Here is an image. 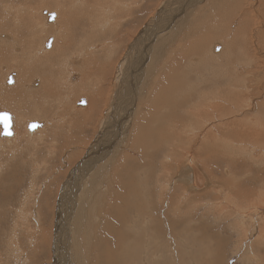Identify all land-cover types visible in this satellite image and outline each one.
I'll use <instances>...</instances> for the list:
<instances>
[{
    "label": "rangeland",
    "instance_id": "1",
    "mask_svg": "<svg viewBox=\"0 0 264 264\" xmlns=\"http://www.w3.org/2000/svg\"><path fill=\"white\" fill-rule=\"evenodd\" d=\"M11 1L12 0H0V13L3 15V17H1L2 15H0V18H4V14V19H6L7 17L16 18L17 15L21 14H23L24 17L30 15L29 18H31V20L24 21V24L22 25H17L21 27L22 30L15 35L20 37H27V30H29L31 27H34V29L37 31L38 28V31L33 37L35 39L32 40V48L29 45L28 53L29 56H35V60L39 58L43 59L44 57L42 58L41 55L44 56L45 54L43 53V49L40 48V46L42 47L41 44L44 36L46 34L51 35L50 33H53L54 30L50 29V33H45L44 30L40 28L41 26L39 27V24L36 23V21H38L39 18L41 19L45 16H43V13L40 14V10L44 7L46 8V6L50 5L49 8H51L52 10H56L58 13H60V10L55 5L51 6L52 1L50 0H26V3H22L17 0H14V3H11ZM66 1L62 2L63 4L67 5L68 11L72 12L73 9L68 5V2ZM163 1L165 0H111L109 2L103 3L101 0L99 4L91 6L92 9L90 10V16H92V10L94 14L97 13L96 17L108 16L106 18L107 21L105 19L103 22L109 24V21H111L110 24L112 26H110L109 24L108 27L104 26L103 29L98 30L99 35H96H98L99 37L93 35L91 31V28L93 29L94 26V24L92 23L94 22V20H90V22L86 20L87 22H84L86 25H88L87 28L90 27L87 31V33L90 34L89 38L87 37V33L85 34V36L83 35V32L85 31H81L82 29L79 28L77 24H71V28L68 31V36L70 37L67 39V43H70V41L73 42L74 47L71 45L72 50L69 51V54H72L71 56H73L74 59L77 60V62L72 64V70L75 69V72H77L80 76L76 80L71 78L70 82L74 83L76 87H79V85H77L78 82L83 84V86L82 84H80L79 88H81V86L85 87L84 84L89 81V79L85 78H89L92 70L99 68V66L95 64L100 63L101 66L105 63V73H107V78L109 79H107L105 82L107 89H103V98H100V96H98L97 98L95 96L90 99L91 97L89 98L88 95L82 92L83 89L78 92V89L73 84L70 89L68 88L65 91L62 90L63 92L61 91V89L57 88L60 92V98H64L61 102L53 103L50 101L52 105H50V103L48 104L47 98L39 95L37 99L46 103V106H44L45 109H43L42 112L33 106H31V108L29 109L22 110L23 107L26 108L27 104L22 106L21 97L33 99L34 94L32 93V89H39L44 85V87L50 89L54 84V76L50 77V75H48V71L47 75H41V77L39 76L40 73L38 74V71L37 74L34 73L33 76L29 75L33 72H27L17 80V84L14 87V83L8 84L6 83V81H2H4L5 72H16L19 70H23L20 62L17 61L15 62V64L10 61L11 63L5 62L0 64V111H6L11 114V130L13 131L10 137L0 135V181L3 179V181L0 182V189L1 191L5 189V192L0 191V264H77L78 262V264H105L106 259L103 256L102 252H104L106 248H110L113 250L115 249L114 247H111L112 243L108 241H114V238L116 239L117 235L119 234V230L131 226L132 223L135 228L139 226L135 223L136 215L134 214L136 212H134V207L136 205H134V202L135 204H137V202H140L142 206H144V209L148 211L146 216L144 215V219L142 217H138V221L140 218H142V221H144L145 225L149 228V231L144 229L143 232H149V235L153 234L150 236L146 234L149 237L148 242L143 240L144 242L141 243L142 246L146 245L149 249L146 248L147 258L145 257L146 254L143 253L144 251L140 249V253L136 255V260L139 264H147L148 262L149 264H264V240H253V233L255 232V230H252L251 226L255 219L257 221V223L255 221L256 225H262V218H264V171H262V169L264 170V155L261 154L262 152H264V142L262 145L249 143V141H245V139H239L238 142L235 141L236 143L234 141H218L214 138L216 133L210 129L216 124L219 127V124L222 121H226L225 118H227L228 115H226L225 117L223 116L224 114H228L229 112L231 113V116L238 113V116L236 115L235 118H238L239 116L241 118L246 117L244 120H247L248 122H252V119H254L255 128L258 126L257 128L259 129L264 115H262L260 111H258V109H262L264 107V103H261L262 101H259L257 98L264 97V79L260 82V73L264 69V62L261 63L260 60V62L258 60H256V62L254 59L255 57L257 58V55L259 56L258 58H261L262 55H260V53L257 54V52L255 51V53H250L254 56H252L251 58L250 56H248L250 48L247 44L243 46L241 43H237V45L233 47L234 51H232V49L230 50L229 43L231 44V39L229 40V31L224 33H216L215 28L213 27L211 29V34L206 30L207 34L210 35V37H204L205 41L203 43H206V45L204 46L203 52L199 53V51L196 50L198 54L192 52L183 53L184 50L182 51V47L186 44L185 39L200 40L202 37L200 35H206L205 33L202 34L200 32L203 29H200V27H198L196 24H198V20L201 21V15H199L198 11H201L200 14L208 12L207 8L209 7V5L211 7V4H209L210 0H196V2L193 3V6L186 5L187 8L185 9L183 25L182 22L178 18H176L172 21L170 27L161 31L162 33L155 32L158 37H164V34L166 35L165 39L161 38V40L164 41L163 44L155 47L152 51V54H143L144 59H142L141 62L136 63L137 67L136 65H126V67L122 68V65H125L123 59L125 58V55L127 54L130 46L134 41L137 40V38L141 37L140 33L143 30L142 27L145 25L144 23H146L149 17L160 8ZM10 3L12 4V6ZM24 4L27 6L26 8L24 7ZM103 4L105 5L103 6ZM177 4L179 5V3ZM14 5L16 8L13 7ZM178 5H176V7ZM23 7L24 9H22ZM202 8L204 9V11ZM27 11L28 13H26ZM46 14H48V12H46ZM155 15L156 14L150 17V22L148 21V23L152 24L155 21ZM69 18L70 21L74 20L73 16ZM204 19H208V17H203L202 20ZM214 21L215 20H213V22ZM206 22L202 21L201 26L204 27V24ZM21 23H23V21ZM48 23L50 24V22ZM67 23L68 21L65 18L61 22V24L64 25ZM89 23L93 24V26ZM6 24L7 26L9 25L8 23ZM61 24L59 19L58 25L61 26ZM14 25L15 24L12 23V26ZM227 26L230 25H222V29L224 28L225 31V28ZM231 26H233L234 28L236 24L233 23L231 24ZM231 26L229 30H231ZM197 27L198 30H196ZM7 29H9V27H7ZM4 30L6 31V29L1 28L0 35L6 33L5 35L7 36V39L9 38V36H13L9 31L4 32ZM102 35L105 38L102 39ZM151 36L159 39L153 34H151ZM98 38H100L99 41ZM2 39L5 40L4 44H6V48H0V52H3L5 54V58L7 59V61H9L10 54L11 56H16L19 49L13 52L12 45H10L9 43L15 39L14 36L11 39L9 38V42L6 41L5 37H0V41ZM86 40H88L89 44H92V41H94L96 43L95 45L97 46L101 44L106 45L108 43H111L114 46V51H112V54L110 55L111 64L107 59L105 61H102L104 60V54L100 51L101 48L99 49L98 47H95L96 50L94 51L95 48L91 46L90 48L92 49V51L88 49L87 53L84 52L85 54L79 52L81 44ZM95 40H97V42ZM38 42H40L41 44ZM218 43L222 45V48L219 52H216L214 54L212 45L214 44L219 46ZM36 44L38 45V47L36 46ZM52 46L53 45H50L48 48H45L49 50ZM231 46L233 45L231 44ZM18 47L21 49V51L24 50L21 45H19ZM106 48H104V50ZM157 49H160L161 51L158 56L156 53ZM40 50L42 51V54L39 55V53H41ZM260 51H264V49H261ZM91 52H94V58L91 59V63L95 64L88 63L90 62L89 58H92L90 55ZM19 54L18 56L21 55ZM64 57L69 58V55H60L58 57V61L60 59H63ZM189 59L191 61H189ZM90 65H94V68L90 69ZM148 65L153 66V71L146 70V67ZM8 66H11V68H9ZM131 66L136 67V69L138 68V66L141 68L144 67L141 73H143L144 78L146 77V80L143 81V79L141 80V78L137 77L139 82L135 85L136 88L133 86L134 89L132 93L135 94L133 97L135 101H133L134 103L131 104V116H127L126 120L129 121L126 122L125 120L122 123L123 125L124 123L127 125H125V129H123V140H121L119 144L120 146L117 145V150L109 153V155H107V158L106 156L104 158L103 152H105L107 146L105 139L107 135H101L100 132L107 108L109 106V102H111V99L107 97H109V91L111 90L110 92L112 94L115 88L114 83L116 79L114 80V75H116L117 80L120 76L121 78L123 77L122 79H124L125 71L122 70H124L125 68V70H127L128 68H132ZM53 68L49 67L47 69ZM171 68L176 71L182 69L186 70L189 77L186 79V82L191 81L195 84L198 83V87H196L193 92H189L185 95L186 97H191L190 99H184V105L181 104V107L179 109H174V113L170 114L169 112L162 117L163 119L159 120H164V122H166L170 119H176L172 120L173 123L175 122L176 124H178L180 120H188V115L183 112H185V110L187 109L195 111V109L193 110L194 106H196V109H198V106L199 108H202L203 105L207 104V102L210 101L209 97H211L215 93V91L218 90L220 92H216L217 95L215 96L221 100L219 101L220 104L224 105L223 110H215L213 112L212 115H214V120L210 125H208V123L206 125L207 120L205 117L198 118L197 120L192 119L193 121H195V125L192 123V126H190L189 129L193 128V132H198L199 137H194L192 133L193 141L191 144L198 150L197 153L195 149H191V151L195 152V160L202 171L201 175H206L205 181H210V185H206L205 183L200 182V179H198V189L191 188L190 193L189 190H187L184 186L186 184L180 182L179 180L176 181L173 177L175 173L174 171L176 170L174 167L175 160L173 161L170 155H166V147L162 141H159V143L155 145V150L152 148H148L143 152L137 149L139 148L137 144L129 143V140H131V135L136 132V124L140 122L137 125L139 127V125L141 124V120L148 117V115L145 114L143 107L150 105L151 97L156 94L155 89H153V85L159 84L157 82L160 79L163 80L168 74L164 69L169 70ZM60 69L62 70V73L66 72V70H64L65 67H61ZM161 69L162 73H160ZM213 72L216 73L214 74ZM62 73L61 77L63 76ZM130 73L133 75L134 72ZM257 74L259 76H257ZM29 76H31V78L40 77L42 81L41 84H38L37 80V84L35 85L34 80L36 79H34L30 83L31 78ZM82 78L85 79L84 82L82 81ZM110 81L112 84L110 87L111 89L108 86ZM4 83L6 85H4ZM11 86H13L15 90L12 95H9L6 92ZM212 87L213 90L211 92ZM53 89L57 91L56 88ZM202 89L203 93L200 94L198 99L200 98L199 100H202L203 103L200 101L193 102L195 101L194 99H196V97L199 95L198 92H200V90ZM245 89H247L248 93H251L252 95H248V98L245 100V104L243 103V108L241 107V109L238 110L237 106L239 104L234 103L231 98L226 95L227 93H229V95H235L237 98V96H242L241 94H243V91H245ZM227 90H230V92H228ZM231 92L233 93L231 94ZM125 93H127V91H125ZM81 96H86L89 98L90 105H88L89 107H86L87 110L84 109L85 111H81V109H78L79 105L77 101L79 99L76 101L74 106V100ZM254 96H256V98ZM9 97H11V100L15 101L16 103L14 102L15 104H13L11 101H9ZM1 100L8 101L12 104V106L1 103ZM255 100H257V102ZM239 101L241 100L239 99ZM249 102H251L252 106L248 105ZM185 104H188L187 107ZM231 108L233 109L231 110ZM156 109L157 110H154L159 111V106H157ZM235 109L237 113H235ZM27 112H31V114L33 115L27 116ZM88 112L89 114H87ZM221 113L223 114V116H221ZM78 115L80 117L82 116L81 118H84L85 122L78 121L77 123L76 120L80 118ZM228 120L230 119L228 118ZM31 121H37L39 123V127L41 128L37 127L39 129L35 128L31 131L28 130L27 124ZM168 121L166 124L172 122L171 120L169 122ZM154 122H156L155 119ZM262 126L264 129V124ZM262 126H260V128H262ZM200 127L201 129H203V134H206L203 137L201 131H199L201 130ZM221 127V129H223V126ZM118 131L120 130L116 129L112 136H114L116 132L118 133ZM167 131L168 130H166V133ZM184 131L187 132V129H185ZM184 131L183 133L186 136V133ZM211 131L213 132L212 134ZM218 131H220V127L218 128L217 132ZM55 132L59 135L56 140L54 138L56 134ZM219 133L221 134L220 136H224V133H221V131ZM29 134H31V137L29 136ZM73 135H75L76 138L81 137L80 140L74 138L75 141L71 143L70 137H72ZM192 135L189 134L190 138L192 137ZM64 136H69V142L67 144L64 143ZM228 136L232 135L228 134ZM66 141L68 140L66 139ZM244 142H247L245 146ZM58 143L59 145H57ZM97 143L99 145L104 143L105 145L103 144V146H100L97 149ZM182 143L183 146L181 147L183 151H188L186 146L187 144L185 145V142ZM215 143L216 145H219V147L214 146ZM61 145L64 147L62 150L60 149ZM96 149L97 152L93 155L92 151H96ZM101 152L102 154L98 156V153ZM175 153L179 155L176 157L178 162L179 158H182L183 153L181 150L176 151ZM94 156H97L98 158L96 159L94 158ZM91 158L95 159L93 166L89 164ZM165 161H169L171 164L166 165ZM161 164H164L165 169L160 166ZM89 167L93 170L89 169ZM96 167L98 169H96ZM160 173H163V176ZM165 175L169 178H166ZM83 176H86V179L83 182V184L85 182L86 184L78 187V185L81 183V179L84 178ZM177 179L179 178L177 177ZM130 180L132 182H130ZM222 182H229L230 184L229 186L224 185V187V183ZM160 184L163 186H161ZM238 186H240V188L242 189L241 196H238V193H236ZM247 186H250V192H247L245 190V188H248ZM31 187H33V189ZM126 191L127 193H125ZM226 192H228V195L230 194L229 196L231 198L235 197L237 199L238 197L239 199H237L236 202L233 201V203L231 202V200H233L231 198L225 200L224 198H227L224 195ZM126 194L127 196H124ZM243 194L245 195L243 196ZM260 197H262L260 202L263 203V206L258 203ZM247 199L248 202H246ZM33 203H35V206L33 205ZM59 203L61 204L60 207L63 206V209L61 211H59ZM253 203L256 204L254 205ZM76 204L79 206H77ZM115 204L117 205V207L115 206ZM129 205L130 208H127V206ZM56 209H58V213L56 212ZM118 209H121L122 212ZM128 209L131 210L128 211ZM20 210H22L21 213ZM123 211L125 213V217H129L126 221L121 220L124 215ZM242 211L243 214H240L242 213ZM13 212L14 214L16 213V215H14ZM17 212H19L20 214L23 213L22 216L20 215V217L22 218L20 219L19 217V220H17ZM37 212L38 216L36 217ZM1 213L3 214L1 215ZM4 213L6 214L5 216ZM68 213L76 214H73L74 216H65ZM84 213H86L87 215ZM256 214L261 216H259L258 218ZM149 215H151V217ZM75 217L76 219L74 220L73 218ZM251 217L254 220L251 219ZM152 218L154 219L152 220ZM15 219L16 222L18 221L17 223L15 222ZM172 219L175 220L173 221ZM249 219L251 221L253 220L252 223L251 221H249ZM17 224H19L21 228H18L19 225ZM172 224L174 225V227ZM37 227L38 229H41L39 230L41 231V233L37 234L36 231H34ZM126 229L128 230H126L127 234L128 232L131 233L130 228ZM174 229L176 230V232H173ZM16 230H18L19 232ZM24 232L26 233L24 234ZM139 233H141V230L139 231ZM39 234H41V237L43 236L41 238V241L39 240ZM35 235L36 237L39 236L38 239L36 237L34 238ZM129 235L132 236V234H128V236ZM151 236H153L154 238ZM70 237L72 239V242L70 241ZM33 241H35V243ZM102 242L110 244L106 245V248H100V244ZM251 242L255 243L250 247L249 244H251ZM73 243H75L74 246ZM37 244H39L40 246H37ZM69 244L73 246H70L72 247L71 249H68ZM34 246H37V248L35 249ZM75 247L76 249L73 251V248ZM76 251L78 252V254H76ZM73 252H75V254ZM15 254L17 255V257ZM72 255H75V257H73ZM1 258L6 259V263L3 260L1 261ZM121 261L122 260H118L116 264H120L119 262ZM124 262L126 264L133 263L126 261ZM133 264H135V262Z\"/></svg>",
    "mask_w": 264,
    "mask_h": 264
},
{
    "label": "bare ground",
    "instance_id": "2",
    "mask_svg": "<svg viewBox=\"0 0 264 264\" xmlns=\"http://www.w3.org/2000/svg\"><path fill=\"white\" fill-rule=\"evenodd\" d=\"M17 1H20V2H22V3H26L25 1L26 0H17ZM39 1V0H38ZM50 1H52V4H51V6H56L59 10H60V13H58L56 10H52L51 8H49V6H46V8L44 7V8H42L41 10H40V14L42 13V10L43 11H47L48 12V14L46 15L47 17H45L44 15V17H42L43 18V20H42V18L40 19L39 18V20L38 21H36V23H38L39 24V27L42 29V30H44V32L45 33H50V29H52V30H54V32L53 33H50L51 35H49V34H46L45 36H44V39H43V41H42V44L40 43V42H38V43H40L41 45H42V47L40 46V48H42L41 50L43 51V53L45 54L44 56H42L41 55V57L43 58V59H36L35 60V56L34 57H32V56H29V53H28V49H29V45H30V47H31V44H32V40L33 39H35V38H33L34 36H35V33L38 31V28H37V31L34 29V27H31L29 30H27V32H28V34H27V37L25 38V40H24V43H23V41H22V39H19V36H16L15 34H17V33H19V29H20V27L19 26H17V25H19V24H21L22 25V21H23V19L21 18V17H24L23 16V14H21V15H17V17H16V20H15V22H5V20H4V18H5V14H4V18H0V27L3 29H6V31H9L10 32V34H12L13 36H14V40L13 41H11V42H9L10 41V39L13 37V36H9V38L7 39V36L5 35L6 33H4L3 35H0V37H5L6 38V41H8L9 43H10V45H12V50H13V52L14 51H17V49H19L18 50V52L21 54H19L20 56H18V54H16V56H11V54H10V60L9 61H7V59L5 58V54L3 53V52H0V64H2V63H5V62H7V63H9L10 61H12L13 63H15V62H17V61H19L20 62V65L22 66V69L23 70H19V71H16V72H10V74H9V76H8V78H7V80H6V83H8V84H12V83H14L13 84V86L15 87L16 86V84H17V80L19 79V78H21L25 73H27V72H33L32 74H29V75H31V76H33V74L34 73H36L37 74V71H38V74H39V76L41 77V75L42 76H45V75H47V71L49 72V74L48 75H50V77H53V80H54V84L52 85V87L49 89V88H47V87H41V88H36V89H32V93L34 94V96H33V99H28V98H23V97H21L22 98V101H21V104H22V106H24L25 104H27V106H26V108L25 107H23L22 108V110H26V109H29V108H31V106H33V107H36L39 111H43V109H45V107L44 106H46V103L45 102H42V101H40V100H38L37 99V97L39 96V95H42L43 97H45V98H47L48 99V104L50 103V101L51 102H61L62 101V99L64 98V97H62V99L60 98V92H59V90L58 89H61V91L62 90H67L68 88L70 89L71 87H72V85L74 84V83H71L70 82V80H71V78L72 79H74V80H76V79H78V77L80 76L77 72H75V69L74 70H72V64L73 63H76L77 62V60L76 59H74V57L73 56H71L70 54H69V51H71L72 50V47H71V45L73 46V42H71L70 41V43H67V39L70 37V36H68V31H69V29L71 28V24H77V26L79 27V28H81L82 30L81 31H85V32H83V35L85 36V34L87 33V31L89 30V28L90 27H88L87 28V26L88 25H86L84 22L87 20L88 22H90V20L92 21V20H94V22H92L93 24H94V26H93V24H91V23H89V24H91L92 26H93V29L91 28V31H92V34L93 35H95V36H98L99 34H98V30H101V29H103V27L105 26V27H108L109 26V24L111 23V21H109V24H107V23H104L103 21L108 17V16H99V17H96V14L97 13H95L94 14V12H93V10H92V16H90V10L92 9L91 8V6H95V5H97V4H99L100 2H101V0H50ZM62 1H66V2H68V5L69 6H71V8L73 9V11L72 12H69L68 11V7H67V5H65V4H63V2ZM109 1H111V0H102V2L104 3V2H109ZM34 2H37V1H34ZM196 2V0H177V3H179V5L176 3V0H167V2H166V0L165 1H163L162 2V5L160 6V8L158 9V10H156L155 12H154V14H156L155 15V21L152 23V24H150V23H148V21H149V19H150V17L151 16H153V15H151L150 17H149V19L146 21V23H144L145 25L142 27L143 28V30H142V32L140 33V36L141 37H139V38H137V40L136 41H134L133 42V44L130 46V48H129V50H128V52H127V54L125 55V58L123 59L124 60V63H125V65H122V68H124V67H126V65H136V67H137V62H141L142 61V59H144V55L143 54H145V53H149V54H152V51L154 50V48L155 47H157L158 45H160V44H163V42L164 41H162L161 40V38H163V39H165L166 38V35L164 34V37H158L157 35H156V33H159V32H161V31H163L164 29H166V28H168V27H170V25L172 24V21L174 20V19H176V18H178L181 22H182V25L184 24V17H185V9L187 8V6L186 5H189V6H193L194 4L193 3H195ZM11 3H14V0H12L11 1ZM10 3V4H11ZM28 3V2H27ZM7 4V3H6ZM208 4V3H207ZM209 4H211V7H210V5H209V9L207 8V10H208V12H204V14L202 13V14H200L201 13V11H198L199 12V15H201L200 16V19H201V21H199L198 20V24H196L198 27H200V29H203V30H199L202 34L203 33H205L206 35H200V36H202L201 37V39L200 40H198V39H185V41H186V44L182 47V51H183V53H190V52H192V53H196V54H198V52H196V50H198L199 51V53H201V52H203L204 51V46L206 45V43L204 44L203 42L205 41L204 39V37H210V35H208L207 34V31H209L210 32V34L212 33L211 32V29H212V27L213 28H215V32L216 33H220V32H222V33H224V32H228V35H229V40L231 39V44L233 45V46H231V44L229 43V49L231 50L232 49V51H234L233 50V47H235L236 45H237V43H241L243 46L245 45V44H247L248 45V47L250 48V52H248V56H250L251 58H252V56L253 55H251L250 53H252V52H254L255 53V51L257 52V54L258 53H260V55H262V57L261 58H258L259 56L257 55V58L255 57V61L256 60H260L261 61V63L262 62H264V51H260L261 49H264V0H210V3ZM8 5V4H7ZM89 5H90V7H89ZM105 4H103V6H104ZM176 5H178L177 7H176ZM11 6H12V4H11ZM180 6V7H179ZM3 7H5V6H3ZM13 7H15V5L13 6ZM24 7L26 8L27 6L24 4ZM24 7L22 8V9H24ZM16 8V7H15ZM4 9H6V8H4ZM203 9V8H202ZM16 10V9H15ZM206 10V11H207ZM203 11H204V9H203ZM202 11V12H203ZM5 12H7V11H5ZM14 12H16V11H14ZM17 12H18V10H17ZM30 12V11H29ZM26 13H28V11L26 12ZM51 13H54V18H52V16H51V18L49 17L50 16V14ZM0 15H2L1 13H0ZM21 16V17H20ZM71 16H73L74 17V20H72V21H70V18L69 17H71ZM1 17H3V15L1 16ZM30 17V15H27L26 17H25V19H24V21H29V20H31V18H29ZM91 17H92V19H91ZM203 17H208V19H204V20H202V18ZM66 19L67 21H68V23L67 24H61V22L63 21V19ZM49 20L50 21V24L47 22L46 23V20ZM59 19H60V24H61V26L60 25H58V23H59ZM111 20V19H110ZM188 20V19H187ZM213 20H215L214 22H213ZM51 21H53V22H51ZM86 21V22H87ZM106 21H107V19H106ZM202 21H207L204 25V27H202L201 26V24H202ZM2 22H4V23H2ZM150 22V21H149ZM212 22H213V24H212ZM6 23H8L9 25L7 26V24ZM12 23H14L15 25L14 26H12ZM228 24V25H230L231 26V24H233V23H235L236 24V26L233 28V26H231V30H229L230 29V26H227L226 28H225V31H224V28L222 29V25H224V24ZM23 24H24V22H23ZM177 24V23H176ZM80 25H81V27H80ZM110 26H112L111 24H110ZM7 27H9V29H7ZM115 27V26H114ZM198 27L196 28V30H198ZM1 28H0V30H1ZM39 28V29H40ZM173 28V27H172ZM106 29V28H105ZM132 29V28H131ZM110 30H112V29H110ZM195 30V29H194ZM195 30V31H196ZM207 30V31H206ZM5 30H4V32H6ZM170 31V30H169ZM8 32V33H9ZM97 32V33H96ZM143 32H144V34H143ZM156 32V33H155ZM168 32V31H167ZM95 33V34H94ZM162 33V32H161ZM39 34V33H38ZM40 34H42V33H40ZM96 34H98V35H96ZM128 34V33H127ZM151 34H153V35H155L156 37H158L159 39H157V38H155V37H152L151 36ZM168 34V33H167ZM89 33H87V37L89 38ZM232 36V37H231ZM63 37V38H62ZM94 37V36H93ZM99 37V36H98ZM222 37H223V35H222ZM72 38V37H71ZM87 38V39H88ZM101 38V37H100ZM100 38H98V41H99V39ZM103 38H105L103 35H102V39ZM36 39H38V38H36ZM73 39V38H72ZM84 39V38H83ZM170 39V38H169ZM168 39V40H169ZM44 40H46V41H44ZM62 40V41H61ZM64 40H65V42H64ZM155 40H158V41H155ZM187 40H189V41H187ZM4 39H2L1 41H0V48L1 49H5L6 48V44H4ZM39 41V40H38ZM96 42H97V40H95ZM148 41V42H147ZM44 42H45V44H44ZM166 42H167V40H166ZM13 43V44H12ZM19 43H20V45L22 46V48L24 49V51L22 52L21 51V49L18 47L19 46ZM82 43V42H81ZM91 43V42H90ZM101 43V42H100ZM96 43L94 42V41H92V44H89L88 43V40H86L85 42H83L82 44H81V47H80V50H79V52H81L82 54L85 52V53H87L88 51V49L90 50V51H92V49L90 48L91 46L93 47V48H95V47H98L99 49L101 48V52L104 54H102L103 56H104V60H102V61H105L106 59L107 60H109V63L111 64V61H110V59H111V54H112V51H114V46L111 44V43H108V44H106V45H104V44H101V45H95ZM121 44V43H120ZM157 44V45H156ZM216 44V43H215ZM219 44V43H218ZM50 45H53L49 50L48 49H44L45 47L46 48H48ZM241 45V46H242ZM36 46L38 47V45L36 44ZM213 47H212V49H214V47H215V45L213 44L212 45ZM218 46V45H217ZM74 47V46H73ZM107 47V48H106ZM32 48V47H31ZM39 48V49H40ZM104 48H106L105 50H104ZM221 48H222V45L221 44H219V46L216 48V52H219L220 50H221ZM243 49H245V48H243ZM40 50V51H41ZM96 50V48L94 49V51ZM236 50V49H235ZM242 50V49H241ZM39 51V52H40ZM42 51H41V53H39V55L40 54H42ZM99 51V50H98ZM173 51V50H172ZM240 51V50H239ZM244 51V50H243ZM155 52V51H154ZM160 49H157V51H156V53H157V56L160 54ZM216 52H214V50H213V53L215 54ZM33 53V52H32ZM71 53V52H70ZM73 53V52H72ZM84 53V54H85ZM97 53V52H96ZM169 53H170V51H169ZM175 53V52H174ZM253 53V54H254ZM25 54V55H24ZM63 54H66V55H69V58H67V57H64L63 59H60L59 61H58V57L60 56V55H63ZM81 54V55H82ZM101 54V53H100ZM24 55V56H23ZM30 55H32V54H30ZM80 55V56H81ZM91 57L92 58H89L90 59V62H88V63H90V64H95V63H91V59H93L94 58V52H91ZM99 55V54H98ZM141 56V59H140V56ZM169 55V54H168ZM256 55V54H255ZM79 56V57H80ZM178 56H179V54H178ZM78 57V58H79ZM109 57V58H108ZM254 57V56H253ZM7 58H8V56H7ZM77 58V59H78ZM117 58V57H116ZM31 59H33V60H31ZM121 59V58H120ZM151 59V58H150ZM155 59V58H154ZM79 60V59H78ZM122 60V61H123ZM239 60V59H238ZM39 61H41V62H39ZM119 61V60H118ZM189 61H191L190 59H189ZM259 61V62H260ZM121 62V61H120ZM170 62V61H169ZM235 62H236V60H235ZM257 62V61H256ZM11 63V62H10ZM57 63V64H56ZM16 64V63H15ZM167 64V63H166ZM172 64V63H171ZM170 64V65H171ZM257 64V63H256ZM25 65V66H24ZM26 65H27V67H26ZM95 65H98L99 66V68H97V69H94V70H90L91 71V73H90V75H89V78H85V76H84V78L85 79H89V81L87 82V83H85L84 84V86L85 87H82L83 86V84L82 83H77V85H79V87H80V84H82V86H81V88H79V87H76L75 86V84H74V86L78 89L77 91L79 92V91H81L82 89H83V93H85L86 95H88L89 96V98L90 99H92V97H97L98 98V96H100V98H103V89H105L106 88V84H105V82H106V80L107 79H109V78H107V73H105L106 72V66H105V63H104V65L102 64L101 66H100V63L98 64V63H96ZM120 65V64H119ZM173 65V64H172ZM263 65V64H262ZM53 66H54V68H53ZM88 66V65H87ZM128 66V67H129ZM247 66V65H246ZM49 67H51V68H53V69H47V68H49ZM61 67H65V69L64 70H66V74L65 73H62V70L60 69ZM90 67V69H93L94 68V65H90L89 66ZM132 67V66H131ZM136 67H132V68H128L127 70H122V71H125V77H124V79H122L121 78V76L119 77V79L117 80V77H116V75H114V80H115V83H114V90H113V92H112V94H111V90L109 91V97H107V98H110L111 100V102H109V106H108V108H107V111H106V114H105V117H104V120H103V124H102V129H101V132H100V134L102 135V134H104L106 137H105V139H106V143H107V146H106V150H105V152H103V154H104V158H105V156H106V158H107V155H109V153H111V152H114L115 150H117L116 149V147H117V145L118 146H120L119 144H120V142H121V140H123V137H122V134H123V129H125V123H124V125L122 124L126 119H127V116H131L130 115V113L132 112V110H131V104L132 103H134L133 101H135L134 99H133V97H134V93H132L133 92V89H134V87H135V85L139 82V80H138V78H141V80L143 79V81L144 80H146V77L144 78L143 77V73H141L142 72V70L144 69V67L143 68H141V67H139L138 66V68L136 69ZM168 67V66H167ZM87 68V67H86ZM85 68V69H86ZM170 68V67H169ZM216 68V67H215ZM88 69V68H87ZM61 70V71H60ZM146 70H149V71H153V66L152 65H148L147 67H146ZM165 71H167V75L165 76V78L163 79V80H159L157 83H159V84H154L153 85V89H155V95H153L152 97H151V104L150 105H148V106H144L143 107V109H144V112H145V114L146 115H148V117H146L145 119H143V120H141V124L139 125V127L137 126L140 122H138L137 124H136V132H134L132 135H131V140H129V143H135V144H137V146H139V148H137V149H139L140 151H146L148 148H152V149H154L155 150V145H157L158 143H159V141L161 142H163V144L165 145V149H166V155L168 154V156L170 155V157H171V159H173V161L175 160V173L174 172H172V173H174V178H175V180L177 181V180H179L180 182H182V183H184V184H186V185H184L185 187H186V189L187 190H189V193L191 192V188H197L198 189V184H197V180L198 179H200V182H203V183H205L206 185L208 184V185H210V181H205L206 180V175H201V169L199 168V165L197 164V162H196V160H195V152H193V151H191V149L193 150V149H195L196 150V153H197V150L198 149H196V148H194L193 146H192V141H193V135H194V137L196 136L197 138L199 137V133L198 132H196V133H194L193 132V128H191V129H189L190 128V126H192L191 124L193 123L194 125H195V121H193L192 119H198V118H202V117H205L206 118V125H207V123H208V125H210L211 124V122L214 120L213 119V116L214 115H212L213 114V112L215 111V110H223L224 109V105H222V104H220V102L219 101H221L219 98H217L215 95H217V93L216 92H220L218 89V91H215V93L211 96V97H209V99H210V101L209 102H207V104H205V105H203V107L202 108H199V106H198V109H200V110H198V109H196L195 107L196 106H190V107H193V110L195 109V111H191V110H185V112H183V113H186L187 115H188V117H189V119L188 120H180L179 121V123L178 124H176L175 122L173 123V121L172 120H176V119H170L172 122H169L168 120V124H166L167 123V121L166 122H164V120H159V119H163L162 117L163 116H165L166 114H168L169 112H170V114H172V113H174L175 111H174V109L176 108V109H179L181 106V104H183L184 102V99H190V97L191 96H185L187 93H189V92H193L195 89H196V87H198V83L197 84H195L194 82H186V79L187 78H189L188 77V74H187V72H186V70H184V69H182V70H179V71H176V70H173L172 68L171 69H164ZM217 70V69H216ZM68 71V72H67ZM87 72V71H86ZM130 72H134L133 73V75H134V77H133V75L130 73ZM193 72V71H192ZM201 72V71H200ZM14 73H16V78L17 79H15L14 80V82H13V74ZM61 73L63 74V76L61 77ZM160 73H162V69H161V72ZM191 73V72H190ZM199 73V72H198ZM197 73V74H198ZM214 73V72H213ZM216 73V72H215ZM214 73V74H215ZM254 73V72H253ZM252 73V74H253ZM2 74H4V73H2ZM56 74V75H55ZM115 74V73H114ZM261 76H260V82L264 79V69L261 71ZM122 75V74H121ZM213 75V74H212ZM6 76L7 75H5L4 74V81H2V82H5V78H6ZM31 76H29L30 78H31ZM215 76V75H214ZM214 76H212V77H214ZM253 76V75H252ZM257 76H259L258 74H257ZM40 77H33V78H31L30 79V83L34 80V79H36V80H34V84L36 85L37 84V80H38V84H41V78ZM138 77V78H137ZM216 77V76H215ZM84 78H82L83 80V82L85 81V79ZM234 78V77H233ZM64 79V80H63ZM135 79V80H134ZM0 80H1V78H0ZM81 81V80H80ZM109 81V80H108ZM112 81V80H111ZM111 81H110V83L108 84V86H109V88L111 87ZM215 81V80H214ZM231 81V80H230ZM236 81V80H235ZM57 82V83H56ZM90 82V83H89ZM197 82V81H196ZM217 82V81H216ZM264 82V81H263ZM46 83V82H45ZM55 83H56V85H55ZM218 83V82H217ZM230 83V82H229ZM71 84V85H70ZM87 84H89V85H87ZM238 84V83H237ZM261 84V83H260ZM4 85H6L5 83H4ZM212 85V84H211ZM264 85V84H263ZM13 86H11V87H9L8 88V90H7V94H9V95H12L13 93H14V90H15V88L13 87ZM38 86V85H37ZM134 86V87H133ZM214 86V85H213ZM257 86V85H256ZM132 87V88H131ZM138 87H139V84H138ZM216 87V86H215ZM214 87V88H215ZM264 87V86H263ZM53 88H58L57 89V91L55 90V89H53ZM113 88V87H112ZM136 88V87H135ZM222 88V87H221ZM254 88V87H253ZM252 88V89H253ZM107 89V88H106ZM111 89V88H110ZM101 90V91H100ZM212 90H213V87L211 88V92H212ZM254 90V89H253ZM76 91V90H75ZM125 91H127V93H125ZM137 91V90H136ZM139 91V90H138ZM198 91H199V89H198ZM228 92H230V90H227ZM226 91V92H227ZM63 92V91H62ZM77 92V93H78ZM108 92V91H107ZM210 92V93H211ZM255 92V91H254ZM258 92V91H257ZM257 92H256V94H257ZM2 93H4V92H2ZM65 93V92H64ZM92 93H93V96H92ZM201 93H203V89L202 90H200V92H198V96L196 97V99H194L195 101H193V102H202L203 103V101L202 100H199L198 99V97L200 96V94ZM209 93V94H210ZM233 92H231V94H232ZM95 94V95H94ZM140 94V93H139ZM226 94V93H225ZM238 94V93H237ZM240 94V93H239ZM106 95V94H105ZM196 95H197V91H196ZM242 96H237V98H236V96L234 95H229V93H227V95L226 96H228V97H230L231 98V100L234 102V103H238L239 105L237 106V109L239 110V109H241V107L243 106V103L245 104V100L248 98V95H252L251 93H248V91H247V89H245V91H243V94H241ZM214 97H216V98H214ZM255 98H256V96H254ZM58 98H59V100H58ZM81 98V99H80ZM89 98L88 97H86V96H81V97H78V98H76L75 100H74V106H75V103H76V101L78 102V105H79V110L81 109V111H83L84 109H86V107L88 106V105H90V102H89ZM195 98V97H194ZM88 99V100H87ZM127 99V100H126ZM136 99H137V96H136ZM237 99V100H236ZM239 99L241 100V101H239ZM259 101H262L261 103H264V97H260V98H257ZM58 100V101H57ZM9 101H11L13 104H15L16 102L15 101H13V100H11V97H9ZM108 101V100H107ZM256 102H257V100H255ZM15 102V103H14ZM191 102V101H190ZM189 102V103H190ZM252 102H254V101H252ZM1 103H5V104H8V105H10V106H12V104L11 103H9L8 101H4V100H1ZM28 103H30V104H28ZM232 103V102H231ZM32 104V105H31ZM255 104V103H254ZM50 105H52V103H50ZM137 105V104H136ZM139 105V104H138ZM184 105V104H183ZM186 105V104H185ZM188 105V104H187ZM187 105H186V107H187ZM248 105H251L252 106V104H251V102H249L248 103ZM157 106H159V111H155V110H157L156 109V107ZM230 106V105H229ZM228 106V107H229ZM89 107V106H88ZM136 107V106H135ZM243 108V107H242ZM137 109V108H136ZM141 109H142V107H141ZM155 109V110H154ZM163 109V110H162ZM190 109H192V108H190ZM233 108H231V110H232ZM87 110V109H86ZM102 110V109H101ZM138 110V109H137ZM151 110V111H150ZM81 111H79V112H81ZM85 111V110H84ZM134 111H135V109H134ZM150 111V112H149ZM241 111V110H240ZM258 111H260V113L262 114V115H264V107L262 108V109H258ZM89 112H90V110H89ZM89 112L87 113V114H89ZM178 112V111H177ZM217 112V111H216ZM28 113V115L27 116H32L33 114H31V112H27ZM226 113V112H225ZM235 113H237L236 112V109H235ZM240 113V112H239ZM133 114V113H132ZM215 114V113H214ZM222 114V113H221ZM37 115V114H36ZM219 115H220V112H219ZM226 115H228L227 116V118H225L226 119V121L224 120V119H222V120H224V121H222L220 124H219V127H220V131H221V133H224L223 135L224 136H220L221 134L219 133L220 131H218L217 132V130H218V125L216 124L215 126H213L212 128H210L213 132H215L216 133V135L214 136V138L216 139V140H218V141H228V142H230V141H239V139H245V141L246 140H248L249 141V143H252V144H262L263 145V142H264V129H263V124H264V117H263V119H262V121H261V125L260 126H262V128H260V126H259V129L256 127L255 128V125H254V119H252V122H248L247 120H244L245 118H241L240 116L238 117V118H235L236 117V115L238 116V113L236 114V115H232L231 116V113L229 112L228 114H224V116H223V114L221 115V116H223V117H225ZM253 115V114H252ZM35 116V115H34ZM79 116V115H78ZM152 116H154V117H152ZM243 116H244V114H243ZM242 116V117H243ZM247 116V115H246ZM80 117V116H79ZM82 117V116H81ZM78 118L77 120H76V122L78 123V121H80V122H82V121H84L85 122V120H84V118L82 119V118ZM99 117V116H98ZM251 117V116H250ZM130 118V117H129ZM207 118H209V119H207ZM221 118V117H220ZM228 118L230 119V120H228ZM154 119L156 120V122H154ZM186 119V118H185ZM191 120V121H190ZM202 120H204V119H202ZM127 121H129V120H126V122ZM137 121H138V119H137ZM200 121H201V119H200ZM35 122H37V121H35ZM120 122V123H119ZM177 122V121H176ZM204 122V121H203ZM38 123V122H37ZM99 124V123H98ZM166 124V125H165ZM83 125V124H82ZM100 125V124H99ZM197 125H198V123H197ZM127 126V125H126ZM221 126H223V129H221L222 127ZM39 128H41V127H39ZM39 128H37V129H39ZM127 128V127H126ZM131 128V127H130ZM75 129V128H74ZM116 129H119L120 131H118V133L116 134L115 133V135L114 136H112L113 135V133L116 131ZM185 129H187V132L186 131H184ZM189 129V130H188ZM200 129H201V127H200ZM209 129V130H210ZM213 129H215V130H213ZM133 130V129H132ZM166 130H168L167 131V133H166ZM203 129H201V130H199V131H201V133H202V137L204 136V135H206V134H203V131H202ZM36 131V130H35ZM127 131H128V129H127ZM183 131L186 133V136H185V134L183 133ZM206 131V130H205ZM208 131V130H207ZM211 131V134L213 133ZM25 132V131H24ZM210 132V131H209ZM26 133V132H25ZM29 133H31V132H29ZM35 133V132H34ZM56 133V132H55ZM192 133H193V135H192ZM37 134V133H36ZM189 134H191L192 135V137L190 138V136H189ZM228 134H231L232 136H228ZM31 134H29V136H30ZM33 135V134H32ZM100 135V136H101ZM183 135V136H182ZM198 135V136H197ZM210 135V134H209ZM28 136V135H27ZM27 136H25V137H27ZM35 136V135H34ZM34 136H32V137H34ZM53 136H54V134H53ZM67 136V135H66ZM66 136H64L63 138L65 139L64 140V143L65 144H67L68 142H69V136L68 137H66ZM80 136V135H79ZM31 137V136H30ZM59 137V135L56 133L55 134V136H54V138H55V140L57 139ZM210 137V136H209ZM213 137V136H212ZM20 138V137H19ZM74 138H76V136L75 135H73L72 137H70V140H71V143L72 142H74L75 140H74ZM80 138L81 137H77L76 139L77 140H80ZM211 138V137H210ZM26 139V138H25ZM66 139L68 140V141H66ZM97 139V138H96ZM100 139V138H99ZM195 139V138H194ZM235 139V140H234ZM23 140V139H22ZM108 140V141H107ZM196 140V139H195ZM164 141H165V143H164ZM9 142H10V140H9ZM79 142V141H78ZM102 142V141H101ZM138 142V143H137ZM182 142H185V145L187 146V150L188 151H183V149H182V147L181 146H183V143ZM212 142V141H211ZM243 142V141H242ZM52 143H53V141H52ZM213 143V142H212ZM232 143V142H231ZM236 143V142H235ZM247 143V142H246ZM245 142H244V146H245V144H246ZM248 143V144H249ZM17 144V143H16ZM98 144V143H97ZM104 144V143H103ZM103 144H98V146H97V149H98V147H100V146H103ZM161 144V143H160ZM247 144V145H248ZM57 145H59V143L57 144ZM94 145V144H93ZM105 145V144H104ZM233 145V144H232ZM214 146H216V147H219V145H216V143H215V145ZM243 146V145H242ZM249 146H251V145H249ZM64 147L61 145L60 146V149L62 150ZM92 148H93V146H92ZM95 148H96V146H95ZM103 148V147H102ZM141 148V149H140ZM169 148V149H168ZM97 149H96V151H92V153H93V155L97 152ZM105 149V148H104ZM182 151V158L180 157L179 158V160H178V162H177V156H179V155H177L178 154V152H177V154L175 153L176 151ZM100 152V151H99ZM141 152V153H142ZM238 152V151H237ZM152 153V152H151ZM102 154V152L101 153H98V156H100ZM261 154H263L264 155V152H262ZM116 155V154H115ZM168 156H167V158H168ZM166 157V156H165ZM94 158H98L97 156H94ZM94 158H91L90 159V165H92L93 166V163H94ZM144 158V157H143ZM146 158V157H145ZM232 158V157H231ZM148 159V158H147ZM166 159V158H165ZM102 160V159H101ZM150 160V159H149ZM170 160V159H169ZM105 161V160H104ZM126 161V160H125ZM143 161V160H142ZM145 161V160H144ZM101 162V161H100ZM261 162V161H260ZM165 163H166V165H170L171 163L169 162V161H165ZM96 164V163H95ZM103 164H104V162H103ZM259 164V163H258ZM102 165V164H101ZM256 165V164H255ZM95 166V165H94ZM160 166H162V168H164V164H161ZM91 167V166H90ZM89 167V169H92V168H90ZM104 167V166H103ZM169 167V166H168ZM102 168V167H101ZM96 169H98L97 167H96ZM147 169H148V167H147ZM165 169V168H164ZM235 169V168H234ZM93 170V169H92ZM178 170V171H177ZM159 171V170H158ZM161 171V170H160ZM173 171V170H172ZM262 171H264L263 169H262ZM161 172H163V171H161ZM87 173V172H86ZM147 173V172H146ZM164 173V172H163ZM162 173V174H163ZM171 173V172H170ZM141 174V173H140ZM161 174V173H160ZM161 174V175H162ZM167 174H168V172H167ZM166 174V175H167ZM86 175V174H85ZM129 175V174H128ZM166 175H165V177H166ZM87 176H89V175H87ZM158 176V175H157ZM163 176V175H162ZM32 177V176H31ZM84 177V176H83ZM86 177V176H85ZM82 178L81 179V183L78 185V187L79 186H82V185H84V184H86V182L83 184V182L85 181V179L86 178ZM168 177V176H167ZM166 177V178H167ZM172 177V178H173ZM177 177L179 178V179H177ZM89 178V177H88ZM157 178H159V177H157ZM169 178V177H168ZM80 179V178H79ZM130 179V178H129ZM160 179H161V177H160ZM140 180V179H139ZM170 180H171V178H170ZM173 180V179H172ZM174 180V181H175ZM1 181H3V179L1 180ZM0 181V182H1ZM157 181V180H156ZM162 181V180H161ZM165 181V180H164ZM163 181V182H164ZM228 181V180H227ZM88 182V181H87ZM130 182H132L131 180H130ZM34 183V182H33ZM79 183V182H78ZM126 183V182H125ZM140 183V182H139ZM166 183V182H165ZM179 183V182H178ZM222 183H224L223 184V186L225 185V186H229V182H222ZM245 183V182H244ZM128 184V183H127ZM127 184H126V187H127ZM143 184V183H142ZM235 184V183H234ZM120 185V184H119ZM136 185V184H135ZM161 185V184H160ZM182 185V184H181ZM220 185V184H219ZM218 185V186H219ZM32 186V185H31ZM137 186V185H136ZM161 186H163V185H161ZM224 186V187H225ZM87 187V186H86ZM120 187V186H119ZM134 187V186H133ZM183 187V186H182ZM248 188H245V190L247 191V192H250V186H247ZM32 189H33V187H31ZM244 188V187H243ZM8 189V188H7ZM121 189H122V187H121ZM5 190V189H4ZM1 191V189H0V191L1 192H5V191ZM10 190H11V188H10ZM183 190V189H182ZM255 190V189H254ZM61 191V190H60ZM124 191V190H123ZM262 191V190H261ZM19 192V191H18ZM241 192H242V189L240 188V186H238L237 187V190H236V193H238V196H241L242 194H241ZM125 193H127V191L125 192ZM227 193V194H226ZM224 195L227 197V198H224L225 200H228L229 198H231L229 195H228V192H226ZM245 193V192H244ZM262 193V192H261ZM2 194V193H1ZM32 194V193H31ZM163 194V193H162ZM263 194H264V192H263ZM262 194V195H263ZM114 195H116V194H114ZM245 194H243V196H244ZM124 196H127V194L126 195H124ZM247 196V195H246ZM174 197V196H173ZM176 197V196H175ZM258 197V196H257ZM7 198V197H6ZM123 198V197H122ZM235 197H232L231 199H233V200H231V202L233 203V201L234 202H236L237 201V199H239L238 197H237V199L235 198ZM25 199V198H24ZM27 199V198H26ZM126 199V198H125ZM124 199V200H125ZM170 199V198H169ZM262 199V197H260L259 198V204H261V206H263V203L262 202H260V200ZM243 200H245V199H243ZM126 201V200H125ZM264 201V200H263ZM34 202H36V201H34ZM123 202V201H122ZM246 202H248V199L246 200ZM250 202V201H249ZM255 202V201H254ZM133 203V202H132ZM244 203V202H243ZM242 203V204H243ZM258 203H257V205H258ZM54 204V203H53ZM78 204V203H77ZM76 204V205H77ZM236 204V203H235ZM254 205L256 204V203H253ZM1 205V204H0ZM26 205V204H25ZM33 205L35 206V203H33ZM48 205V204H47ZM60 203H59V211H61L62 209H63V206L62 207H60ZM105 205H107V204H105ZM120 205V204H119ZM134 205H136L134 208H135V211L134 212H136L134 215H136V218H135V223H136V225H139V226H137L136 228L134 227V225H133V223L131 224V226H129V227H126V228H130V232L131 233H129L128 232V234H132V236L131 235H129L128 236V234H127V229L126 228H124V227H122V228H124V229H120L119 230V234L117 235V238L115 239L114 238V241H108V242H110V243H112V248L114 247L115 249L113 250V249H108V248H106L107 246L106 245H109V244H106L105 242L103 243H101L100 245H101V247L100 248H106L105 249V251L104 252H102L103 253V256L105 257V259H106V261H105V264H116L117 263V261L119 260H122L121 262H119L120 264H126L124 261H126V262H135V264H136V262H137V256L136 255H138V253H140V249H142V251H144L143 253H145L146 254V248H147V246L146 245H143L142 246V242H144L143 240H145L146 242H148V236L146 235V234H148V233H145V232H143L144 231V229L145 230H148L149 231V228L145 225V223H144V221H142V218L144 219L145 218V216H146V214L148 213V211H146V209H144V206H142V204L140 203V202H137V204H135V202H134ZM248 205V204H247ZM77 206H79V205H77ZM115 206L117 207V205L115 204ZM114 206V207H115ZM126 206V205H125ZM125 206H123V207H125ZM172 206V205H171ZM222 206V205H221ZM9 207V206H8ZM76 207V206H75ZM108 207V206H107ZM212 207V206H211ZM3 208H4V206H3ZM58 208V207H57ZM105 208V207H104ZM109 208V207H108ZM127 208H130V205L129 206H127ZM2 209V208H1ZM9 209V208H8ZM87 209V208H86ZM133 209V208H132ZM221 209V208H220ZM7 210V209H6ZM15 210V209H14ZM52 210V209H51ZM73 210V209H72ZM77 210V209H76ZM78 210H79V207H78ZM82 210V209H81ZM119 211H121V209H118ZM131 209H128V211H130ZM254 210V209H253ZM252 210V211H253ZM1 211H3V210H1ZM58 211V209H56V212L58 213L59 212ZM84 211V210H83ZM114 211V210H113ZM125 211V210H124ZM124 211H123V213H124ZM245 211V210H244ZM249 211V210H248ZM247 211V212H248ZM22 212V210H20V213ZM26 212V211H25ZM78 212V211H77ZM85 212V211H84ZM87 212V211H86ZM116 212V211H115ZM122 212V211H121ZM259 212V211H258ZM19 212H17V220H19V217H20V215L22 216V214H20ZM28 213V212H27ZM26 213V214H27ZM55 213V212H54ZM79 213V212H78ZM114 213V212H113ZM112 213V214H113ZM230 213V212H229ZM3 213H1V215H2ZM13 214H14V212H13ZM74 214V213H73ZM73 214H70V213H68L67 215H65V216H72ZM76 214V213H75ZM74 214V215H75ZM84 214H86V213H84ZM83 214V215H84ZM115 214V213H114ZM131 214V213H130ZM130 214H129V216H130ZM240 214H243V211H242V213H240ZM255 214V213H254ZM259 214V213H258ZM6 214L4 213V216H5ZM14 215H16V213L14 214ZM73 215V216H74ZM78 215V214H77ZM87 215V214H86ZM121 215H122V213H121ZM145 215V216H144ZM257 215V214H256ZM38 216V212H37V215H36V217ZM127 216V215H126ZM150 217H151V215H149ZM246 216H247V213H246ZM251 216V215H250ZM258 216V218H259V216H261V215H257ZM1 217V216H0ZM28 217H30V216H28ZM41 217H42V215H41ZM80 217V216H79ZM120 217V216H119ZM138 217H142V218H140L139 219V221H138ZM149 217V218H150ZM179 217V216H178ZM22 217H20V219H21ZM25 218H26V216H25ZM34 218V217H33ZM39 218V217H38ZM129 217H125V213H124V215H123V217L121 218V220L122 221H126L127 219H128ZM155 218V217H154ZM154 218H152V220L154 219ZM175 218V217H174ZM245 218V217H244ZM7 219V218H6ZM74 220L76 219V217L75 218H73ZM72 219V220H73ZM148 219V218H147ZM251 219H253L252 217H251ZM263 219V220H262ZM261 220L263 221H261L262 222V225H256L255 224V221H256V219H255V221H253V224L251 225L252 226V230H255V232L253 233V240L254 239H256V240H264V218H262ZM171 220V219H170ZM173 221L175 220V219H172ZM179 220V219H178ZM181 220V219H180ZM258 220V219H257ZM25 221V220H24ZM242 221V220H241ZM249 221H251L250 219H249ZM252 221H251V223H252ZM260 221V220H259ZM15 222H16V219H15ZM15 222H13V223H15ZM18 222V221H17ZM16 222V223H17ZM117 222H119V221H117ZM130 222V221H129ZM183 222V221H182ZM181 222V223H182ZM247 222V221H246ZM23 223V222H22ZM27 223V222H26ZM28 223H29V221H28ZM121 223V222H120ZM131 223V222H130ZM177 223V222H176ZM256 223H257V221H256ZM10 224H11V222H10ZM126 224V223H125ZM17 225H19V224H17ZM17 225H16V227H17ZM122 225V224H121ZM120 225V226H121ZM173 225V224H172ZM177 225V224H176ZM123 226H124V224H123ZM20 227V225L18 226V228ZM27 227V226H26ZM173 227H174V225H173ZM172 227V228H173ZM246 227V226H245ZM21 228V227H20ZM103 228V227H102ZM135 228V229H134ZM15 229H17V228H15ZM31 229V228H30ZM67 229V228H66ZM27 230V229H26ZM34 230V229H33ZM39 230H41V229H38V227L37 228H35V230L34 231H36V233L38 234V233H41V231H39ZM74 230H76V229H74ZM127 230V231H126ZM141 230V233H139V231ZM154 230V229H153ZM247 230V229H246ZM10 231V230H9ZM16 231H18V230H16ZM121 231V232H120ZM245 231V230H244ZM19 232V231H18ZM22 232V231H21ZM30 232V231H29ZM72 232V231H71ZM160 232V231H159ZM173 232H176V230L174 229L173 230ZM248 232V231H247ZM14 233H15V231H14ZM26 232H24V234H25ZM107 233V232H106ZM163 233V232H162ZM191 233V232H190ZM250 233V232H249ZM248 233V234H249ZM10 234V233H9ZM12 234V233H11ZM29 234V233H28ZM36 234V235H37ZM78 234V233H77ZM159 234V233H158ZM36 235L34 236V238L36 237ZM42 235H44V234H42ZM141 235H142V238H141ZM149 235V234H148ZM150 235H153V234H150ZM149 235V236H150ZM40 236V237H39ZM39 236H37L36 238L38 239V237H39V240L41 241V238L43 237H41V234H39ZM136 236H138V237H136ZM157 236V235H156ZM162 236V235H161ZM178 236V235H177ZM13 237H14V235H13ZM65 237V236H64ZM151 237H153V236H151ZM179 237V236H178ZM188 237V236H187ZM12 238V237H11ZM62 238V237H61ZM154 238V237H153ZM159 238V237H158ZM163 238V237H162ZM161 238V239H162ZM191 238V237H190ZM247 238H248V236H247ZM25 239V238H24ZM36 239V240H37ZM189 239V238H188ZM193 239V238H192ZM191 239V240H192ZM35 240V239H34ZM62 240V239H61ZM113 240V239H112ZM156 240V239H155ZM190 240V239H189ZM249 240V239H248ZM251 240V239H250ZM17 241V240H16ZM15 241V242H16ZM20 241V240H19ZM39 241V242H40ZM70 241L72 242V239H71V237H70ZM103 241V240H102ZM34 243H35V241H33ZM71 242H70V244H71ZM155 242V241H154ZM250 242V241H249ZM256 242V241H255ZM255 242H251V244H249V246L251 247V246H253V244L255 243ZM17 243V242H16ZM33 243V244H34ZM157 243V242H156ZM258 243V242H257ZM13 244V243H12ZM28 244V243H27ZM69 244V247H68V249L70 248H72L73 246H74V244L75 243H73V246L72 245H70ZM187 244V243H186ZM39 244H37V246H38ZM152 245V244H151ZM157 245V244H156ZM37 246L35 247L34 246V248L36 249L37 248ZM40 246V245H39ZM68 246V245H67ZM70 246H72V247H70ZM149 246V245H148ZM155 246V245H154ZM1 248H2V246H1ZM5 248V247H4ZM32 248H33V246H32ZM66 248V247H65ZM63 249V248H62ZM76 249V247L75 248H73V251ZM147 249H149V248H147ZM151 249V248H150ZM2 250H6V249H2ZM61 250V249H60ZM67 250V249H66ZM33 251H36V250H33ZM62 251H64V250H62ZM70 251V250H69ZM149 251V250H148ZM66 252V251H65ZM71 252V251H70ZM77 252V251H76ZM16 253V252H15ZM23 253V252H22ZM22 253H20V254H22ZM26 253H28V252H26ZM31 253V252H30ZM34 253V252H33ZM74 254H75V252H73ZM80 253V252H79ZM185 253V252H184ZM35 254V253H34ZM58 254H60V253H58ZM62 254V253H61ZM76 254H78V252L76 253ZM2 255H3V251H2ZM16 255V254H15ZM65 255V254H64ZM102 255V254H101ZM13 256V255H12ZM73 257H75V255H72ZM180 256V255H179ZM8 257V256H7ZM16 257H17V255H16ZM19 257V256H18ZM73 257H72V259H73ZM77 257V256H76ZM144 257V256H143ZM145 257L147 258V254L145 255ZM184 257V256H183ZM4 258V257H3ZM22 258H24V257H22ZM21 258V259H22ZM70 258H71V256H70ZM69 258V259H70ZM11 259H13V258H11ZM76 259V258H75ZM144 259V258H143ZM4 261L5 263H6V259H2L1 258V261ZM20 260V259H19ZM71 260V259H70ZM124 260V261H123ZM139 261V260H138ZM263 261H264V259H263ZM21 262V261H20ZM24 262V261H23ZM69 262V261H68ZM97 262V261H96ZM79 263V262H78ZM77 263V264H78ZM132 263V264H133ZM141 263V262H140ZM169 263V262H168ZM3 264V263H2ZM16 264H18V263H16ZM131 264V263H130ZM137 264H139L138 262H137ZM147 264H149V262L147 263Z\"/></svg>",
    "mask_w": 264,
    "mask_h": 264
},
{
    "label": "water",
    "instance_id": "3",
    "mask_svg": "<svg viewBox=\"0 0 264 264\" xmlns=\"http://www.w3.org/2000/svg\"><path fill=\"white\" fill-rule=\"evenodd\" d=\"M47 11H43V15H47L46 14ZM54 18V13L50 14V18ZM47 17V16H46ZM47 22H50L48 19L46 20ZM218 46L215 45L214 47V51L216 52V48ZM39 127V123L35 122V121H31L27 124V128L28 130H33L35 128ZM0 135L1 136H5V137H10L12 135V130H11V114L9 112L6 111H0Z\"/></svg>",
    "mask_w": 264,
    "mask_h": 264
},
{
    "label": "crops",
    "instance_id": "4",
    "mask_svg": "<svg viewBox=\"0 0 264 264\" xmlns=\"http://www.w3.org/2000/svg\"><path fill=\"white\" fill-rule=\"evenodd\" d=\"M21 17V16H20ZM22 19H23V22H24V19H25V17H21ZM5 20V22H15V20H16V18L15 17H13V18H11V17H7L6 19H4ZM2 23H4V22H2ZM23 24V23H22ZM22 30V28L20 27V29H19V32ZM25 38H26V36H23V37H20L19 36V39H22V41H23V43H24V40H25ZM46 41V40H45ZM44 44H45V42H44ZM19 45H20V43H19ZM213 47V46H212ZM45 50H46V48H44ZM24 50H22V52H23ZM19 53V52H18ZM25 55V54H24ZM23 55V56H24ZM9 68H11V66H8ZM9 71H7V72H5V75H7L6 76V80H7V77H8V74H10V72L8 73ZM15 72V71H14ZM15 75H16V73H14L13 74V80H15V79H17V78H15ZM5 80V81H6Z\"/></svg>",
    "mask_w": 264,
    "mask_h": 264
}]
</instances>
